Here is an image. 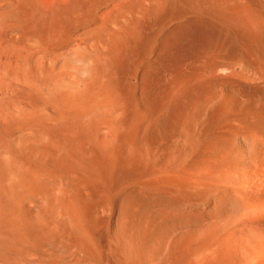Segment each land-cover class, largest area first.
<instances>
[{"label": "bare ground", "instance_id": "6f19581e", "mask_svg": "<svg viewBox=\"0 0 264 264\" xmlns=\"http://www.w3.org/2000/svg\"><path fill=\"white\" fill-rule=\"evenodd\" d=\"M110 1L0 0V264H264V0Z\"/></svg>", "mask_w": 264, "mask_h": 264}, {"label": "rangeland", "instance_id": "374dc122", "mask_svg": "<svg viewBox=\"0 0 264 264\" xmlns=\"http://www.w3.org/2000/svg\"><path fill=\"white\" fill-rule=\"evenodd\" d=\"M85 1H90V0H85ZM93 2L92 3V12L93 13H100V12H103V11H106L108 9H110V7H113V5L116 3V2H112L110 0H91ZM100 3H99V2ZM106 4V5H105ZM108 5V6H107ZM100 6V7H99ZM102 7V8H101ZM98 8V9H97ZM101 9V10H100ZM98 11V12H97ZM81 39L83 38V36H76V38L78 39ZM8 37H2L0 38V75L3 77L0 76V91L3 92L5 95L7 94L8 96H10V92L11 94H16V95H19L21 97V99L23 100H27L28 99V96H30V99L32 96H36L37 97V90H35V86L34 84H32V82L36 80L35 77H32L30 78V76L28 75L27 71L23 68V70L19 69L18 67L16 66H11L12 63L11 62V59L14 57V56H20V57H23L25 58V55L27 54L28 56H31L34 61L35 59L37 58V55H39L40 53L44 52L46 49L43 48V45H39V44H36L34 41H26V42H22L20 43L19 41H16L15 39H7ZM78 39V41H80ZM16 41V42H15ZM83 41V40H82ZM12 42V43H11ZM30 46H29V44ZM32 43V45H31ZM34 43V44H33ZM21 46H20V45ZM7 45V46H6ZM16 45V46H15ZM27 45V46H26ZM34 45V47H32ZM24 46V47H23ZM13 48V49H12ZM22 48V49H21ZM26 48V49H25ZM32 48V49H31ZM40 48V49H38ZM15 49L17 51H15ZM30 49V51H29ZM35 49V50H34ZM38 49V50H37ZM14 50V51H13ZM20 50V51H19ZM27 50V51H26ZM29 51V52H28ZM48 51V49H47ZM4 52V53H3ZM8 52V54H7ZM10 52V53H9ZM20 52V53H19ZM26 54H25V53ZM31 52V53H30ZM35 52V53H34ZM30 53V55H29ZM34 53V55H33ZM20 54V55H19ZM36 56V58H35ZM10 57V58H9ZM5 60V61H4ZM37 61V59H36ZM2 63V64H1ZM9 64V65H8ZM14 67V69H13ZM9 69V70H8ZM13 69V70H12ZM8 73V74H7ZM7 76H6V75ZM6 76V77H5ZM17 76V77H16ZM29 77V78H28ZM19 78V79H18ZM18 79V80H17ZM34 79V80H33ZM20 80V81H19ZM18 81V82H17ZM15 82V83H14ZM17 82V83H16ZM5 83V84H4ZM7 83H10V84H7ZM20 83V84H18ZM8 85H9V91H8ZM12 85V86H11ZM19 86H24V89H19L18 87ZM33 86V87H32ZM26 88H31V89H26ZM17 89V90H16ZM11 90V91H10ZM29 90L32 92V94H29ZM27 91V92H26ZM9 92V93H8ZM25 92V93H24ZM25 96V97H24ZM59 125V127H58ZM58 127V128H57ZM59 128H62V125H60L59 123L56 124L55 126V129H59ZM64 129V128H63ZM26 132V133H25ZM31 133V134H30ZM35 133V134H34ZM67 133H69V131H67ZM22 137L25 138V139H28L30 140L31 142H33L34 145H37V125L34 126V127H31V128H28L26 130H24V133L22 132L21 133ZM25 134V135H24ZM34 134V135H33ZM33 135V136H32ZM32 136V137H30ZM31 138V139H30ZM35 138V139H34ZM27 154V151H24V154L22 155V159L23 160H15V158L10 154L8 153L7 155V158L5 160H7L9 163H11V165H15L17 167H20L21 166V169H26V168H29V165L31 163H33L35 161V159L37 158V153H35V155L33 156H28L26 155ZM10 160V161H9ZM29 160V161H28ZM34 160V161H33ZM19 162V163H18ZM50 187V186H49ZM48 187V188H49ZM60 193H62V187L60 185H58L57 187L55 188H49L48 189V194L53 196V197H59ZM56 194V196H55ZM62 195V194H61ZM86 199H88L86 197ZM102 208H100L99 206H96L95 208V212L93 214L94 218H98V217H106L108 212L109 211H101ZM102 239H103V242L106 244L107 241H106V237L105 235L103 234L102 235Z\"/></svg>", "mask_w": 264, "mask_h": 264}]
</instances>
